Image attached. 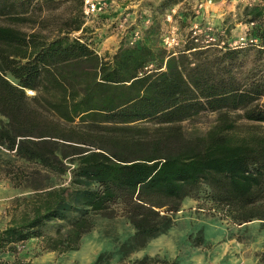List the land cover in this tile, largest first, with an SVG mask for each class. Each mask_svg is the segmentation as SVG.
I'll list each match as a JSON object with an SVG mask.
<instances>
[{"label":"trees","instance_id":"trees-1","mask_svg":"<svg viewBox=\"0 0 264 264\" xmlns=\"http://www.w3.org/2000/svg\"><path fill=\"white\" fill-rule=\"evenodd\" d=\"M54 1L0 0L6 23L0 24V149L21 164L5 162L11 185L31 192L24 199L27 210L0 232V251L41 239L44 251L75 252L92 230V218L112 217L117 210L142 247L170 227L184 199H197L202 190L223 219L238 225L264 220V132L240 134L230 117L240 112L245 121L264 124L258 103L264 83L238 81L233 73L236 50L253 45L194 63L189 54L206 52L192 53L190 46L168 53L152 24L140 43L121 44L105 61L81 39L49 38L38 29L37 13ZM246 10L248 23H256L250 32L264 45V25L257 22L264 7ZM28 24L29 31L19 28ZM81 26L77 22L71 31ZM201 112L218 113L219 121L199 145L172 143L180 133L177 124ZM85 124L106 135L89 140L76 127ZM136 124L157 129L134 142L133 132H149ZM107 145L115 149L104 150ZM67 174L66 185H50ZM57 221L67 223L66 231L45 235L43 229ZM258 264H264V253Z\"/></svg>","mask_w":264,"mask_h":264},{"label":"rangeland","instance_id":"rangeland-1","mask_svg":"<svg viewBox=\"0 0 264 264\" xmlns=\"http://www.w3.org/2000/svg\"><path fill=\"white\" fill-rule=\"evenodd\" d=\"M84 1L55 0L41 14L37 13L38 19L42 20L38 29L49 38L59 35L81 39L105 61L113 57L121 44L126 45L134 32H139L142 38L143 32L154 24L158 28L157 40L161 48L168 53H178L193 46L196 52L192 53L205 51L206 54L201 57L189 54L192 62L201 59L200 62L205 63L207 56L213 59L216 53L240 47L241 38L244 39L242 43H245V39L253 36L248 27L250 17L246 16V8L264 7V0H114L120 3L116 12L110 11L114 10L112 4L105 13L85 22L82 14ZM168 15L170 20L166 19ZM77 22L82 23L81 29L71 31ZM257 22L263 26L264 18L261 17ZM0 24L6 25L2 20ZM29 25L19 28L29 31ZM236 51L239 54L233 62L235 78L238 81L254 79L264 83V52L254 46ZM26 95L33 97L35 93L26 91ZM258 103L264 106V96ZM240 114L232 113L230 116L238 125V133L264 132V124L247 122ZM218 115L211 112L193 115L177 124L180 133L170 141L176 145L198 146L206 133L218 124ZM135 126L148 127L149 132L131 133L134 142L152 136L153 129H157L151 124ZM76 127L88 132L91 141L101 140L99 137L106 135L91 124ZM106 149L115 148L107 145L104 147ZM7 161L15 166L21 165L14 163V158L0 149V232L12 217L19 218L27 210L24 199L31 196L28 189L11 185L5 175L11 168L5 164ZM23 168L26 169L25 166ZM68 180V174L61 180L52 178L50 185L63 186ZM206 192L202 190L197 199H184L178 212L171 215L170 227L142 247L135 244L134 228L117 210L112 217H93L92 230L81 239L79 249L75 252L58 254L44 251L43 241L32 239L20 250L15 247L13 251L1 250L3 259L0 262L10 263L17 259L31 264H135L146 259L169 264H258L264 253V220L238 225L223 219L219 210L206 197ZM66 229V222L57 221L48 224L43 233L55 235L57 230L64 233ZM3 255L9 258L5 259Z\"/></svg>","mask_w":264,"mask_h":264},{"label":"built area","instance_id":"built-area-1","mask_svg":"<svg viewBox=\"0 0 264 264\" xmlns=\"http://www.w3.org/2000/svg\"><path fill=\"white\" fill-rule=\"evenodd\" d=\"M114 3V0H85L84 1V7H83V19L85 22H89L92 19L96 18L97 16L105 13V11L111 7V5ZM167 20H170V15L166 16ZM149 21L147 20L146 23ZM248 27L250 30L254 27H256V23L249 22ZM242 42H244L243 38L240 39ZM245 43H240V45H245L246 42H248L250 45H253L254 47H257L264 51V45L260 44L254 36H249L248 39H245ZM141 42V36L139 32H134L132 36L129 38V42L127 43L128 46H136L138 43ZM23 247L21 244H16L15 248L20 250Z\"/></svg>","mask_w":264,"mask_h":264},{"label":"crops","instance_id":"crops-1","mask_svg":"<svg viewBox=\"0 0 264 264\" xmlns=\"http://www.w3.org/2000/svg\"><path fill=\"white\" fill-rule=\"evenodd\" d=\"M119 5H120V3H113V6H112V8L114 9V10H110V11H112V12H116V10H117V8L119 7ZM4 256V258L6 259H8L9 258V256L8 255H3ZM0 259H3V257H2V255L0 254ZM12 259H14V257H12ZM18 259H20V258H18Z\"/></svg>","mask_w":264,"mask_h":264}]
</instances>
